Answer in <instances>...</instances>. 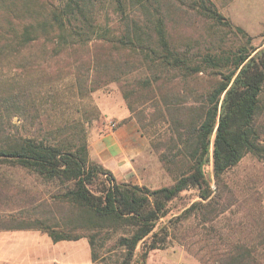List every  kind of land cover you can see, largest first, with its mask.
<instances>
[{
  "label": "rangeland",
  "instance_id": "obj_1",
  "mask_svg": "<svg viewBox=\"0 0 264 264\" xmlns=\"http://www.w3.org/2000/svg\"><path fill=\"white\" fill-rule=\"evenodd\" d=\"M211 1L224 20L244 29L252 46H264V0ZM63 4V0H0V25L21 31L23 24L45 21L51 8ZM154 4L166 14L168 39L186 46L190 53L222 54L236 50L245 40L179 0H154ZM113 8V0L93 1L88 15L95 16L101 26L113 24ZM53 38H35L19 53L0 56V87L11 90L17 82H25L36 91L32 89L33 98L28 100L31 117L23 120L14 113L9 120L11 130L26 134L41 122L43 129L52 131L71 120L79 121L85 131L88 160L100 163L90 154V138L127 126L125 132L136 151L129 154L132 176L124 181L151 189L171 185L173 178L150 137L155 136L158 144L161 134L166 142L170 137L167 127L172 123L200 119L203 96L218 80L214 70L206 68L183 77L174 68L158 69L140 54L115 51L96 38L85 43L63 42L66 49L59 52ZM88 56L94 57V63L88 64ZM74 63L79 65V77ZM145 79L151 81L150 86L142 83ZM257 125L264 139V87ZM211 171L209 164L206 172L212 193L208 199H201L195 189H186L168 201L167 213L159 220L166 230L156 237L164 236L165 242L149 250L148 264H264V163L246 153L218 182ZM69 184L46 182L16 166L0 167V218L32 219L45 208L44 201L51 202ZM199 201L202 211L192 207ZM150 240L141 242L138 252ZM10 247L16 252L26 247L55 256V262L42 264H87L90 258L87 237L54 243L47 233L36 229L0 230V259L4 260L0 264H36L34 252L29 256L15 252L10 259L3 258Z\"/></svg>",
  "mask_w": 264,
  "mask_h": 264
},
{
  "label": "trees",
  "instance_id": "obj_2",
  "mask_svg": "<svg viewBox=\"0 0 264 264\" xmlns=\"http://www.w3.org/2000/svg\"><path fill=\"white\" fill-rule=\"evenodd\" d=\"M63 1L62 6L49 10L45 21L23 24L21 31L0 25V56L11 57L41 36L54 37L58 52L66 49L64 43L96 38L115 51L127 49L140 54L158 69L174 68L184 77L210 68L218 80L203 96L205 105L199 120L172 123L167 127L170 137L166 142L161 134L158 144L155 136L150 137L173 178L171 185L154 189L117 182L109 169L89 161L85 131L79 121L71 120L52 131L43 129L41 122L26 134L11 130L9 120L14 113L23 120L31 117L28 100L33 98L34 85L17 82L11 90L0 87V167L16 166L46 182H70L52 196L51 202L44 201L46 209L42 206L32 219L7 220L2 216L0 230H41L54 243L85 236L93 262L148 264L149 250L165 242L164 236L156 237L166 230L159 220L167 213L168 201L186 189L197 190L201 199L210 197L206 166L211 164V174L218 182L246 153L264 163V139L257 125L264 87V46H252L244 29L224 20L211 0L179 1L240 33L245 40L234 51L196 55L186 46L173 44L166 36V14L155 7L154 0H113L114 23L104 26L88 15L97 0ZM93 59L86 57L88 64L94 63ZM73 68L79 77V65L74 63ZM150 82L145 79L142 83L150 86ZM201 203L194 202L192 207L202 211ZM148 237L151 240L138 252L139 244Z\"/></svg>",
  "mask_w": 264,
  "mask_h": 264
},
{
  "label": "crops",
  "instance_id": "obj_3",
  "mask_svg": "<svg viewBox=\"0 0 264 264\" xmlns=\"http://www.w3.org/2000/svg\"><path fill=\"white\" fill-rule=\"evenodd\" d=\"M126 127L127 126H122L114 131H109L111 129L106 131L104 130L103 133L90 138L91 156L98 160L105 168L109 169L114 176L113 178L118 181L129 180V177H131L133 173V169L129 168L131 165L129 163V154L131 152H135L136 149L133 148L129 134L127 135L125 132ZM134 133L136 135V132ZM7 242L9 243L10 240H7ZM25 249L26 250L16 252L17 250L14 251L12 248L2 256L3 258L5 257L10 259L15 252L19 256H29L34 252L36 254V264H42L47 260L55 262V256L47 254L46 251H35L26 247ZM87 264L95 263L89 258V262Z\"/></svg>",
  "mask_w": 264,
  "mask_h": 264
}]
</instances>
